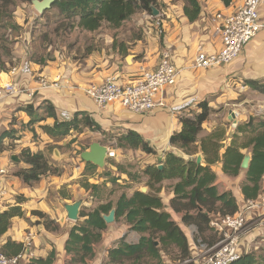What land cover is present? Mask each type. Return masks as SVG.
I'll use <instances>...</instances> for the list:
<instances>
[{"label": "crops", "instance_id": "0c3cea01", "mask_svg": "<svg viewBox=\"0 0 264 264\" xmlns=\"http://www.w3.org/2000/svg\"><path fill=\"white\" fill-rule=\"evenodd\" d=\"M198 1L201 5V13L197 21L190 23L183 16V4H178L177 7L172 4V7L177 8L176 11L172 12L171 9L166 8L161 11L162 13L160 12V16L164 15L167 18L165 21H160L163 25L162 36L159 37L151 29L144 30L140 38V40L143 38L144 43L136 39L135 46L121 48L122 53L118 47L109 46L97 56L88 55L82 61L71 58L64 61L46 62L43 65L31 62L27 53L22 58L23 62L21 59V67H13L11 68V70L15 69L13 73L11 70L5 73L8 82H17L16 85L20 93L0 102V137L7 133L0 142V168L5 170V188L7 190L4 200L0 203V213L18 207L23 213V217L12 218L11 226L0 237L1 252L9 256L21 253L27 246L26 241L30 234L33 260L46 258L54 250V264H67L70 256L65 251V243L70 228L76 222L73 223L67 219L65 206L77 202L76 200H82L75 199V196L88 198V201L82 200L80 212H89L100 205L111 203L110 201L102 202L101 199L97 200L98 197L96 196V198L93 193H90L91 190H85L81 185V183L93 181L96 183L95 185L104 183L108 187L111 184L107 181L108 177L88 174L87 163L82 161L81 164H75V159L70 156L68 148H65L67 145L74 148L77 141L70 142L76 140V136L81 134L78 137L79 140L84 133L72 132L61 142H53L43 132L42 127H52L55 120L46 118L40 123L28 126L30 118L23 111L26 106L32 105L36 109L43 102H49L55 108L56 117L60 122L72 119L78 112H85L101 127L102 132L108 133V135L112 134L117 137L128 131L139 134L156 152L155 155H148L139 150L117 149L114 147V137L108 140L106 135H102L100 132L89 133L96 143L115 152L114 159H107L108 162L110 161L109 163L106 160L107 171L111 174L109 175L123 178L127 174L120 173L117 166L123 165L124 161L131 160L132 157L149 158L150 165L156 164L158 168L163 166V164H159L163 163L167 152H172L178 157L189 158L181 150L170 145V137L174 133L180 132L182 128L179 118L193 112L195 106L200 110L199 104L207 102L206 100L209 98L214 105H226L228 102L234 101L233 98L237 94L233 91L228 92L229 86L234 88L237 84L246 91V89H251L250 83L264 84V28L243 48L238 58L230 65L209 71L191 68L199 45L209 52L217 51L220 47L219 36L215 32L216 24L212 21L213 16L218 12H231L240 5L242 0H232L229 6H224L220 0ZM260 16L264 23V0L260 6ZM162 50L170 52L172 60L179 70V80L176 86L167 88L163 93L164 108H157L147 114H134L116 104L101 108L86 96V87L91 84H101L109 76H115L123 82H132L140 75L141 67L144 69L156 67ZM128 56H131L129 61L126 59ZM40 78H44L48 82L47 87L40 85ZM54 84L57 86L55 87ZM223 90L226 91L225 94H223ZM228 112L230 114L228 118H232V126L237 127L244 121L245 123L249 121L250 117H247V121L244 112L238 111L236 116L233 114L235 112ZM212 127L213 131L216 124ZM225 131L226 139L222 141L224 148L220 150V156L223 155L224 149L230 145L231 136L234 134L233 132L229 136L227 130ZM102 138L104 140H101ZM92 143L94 141H91L82 153L87 151ZM23 150L42 153L54 166L55 162H59V167L62 170L61 175H47L31 185L23 183L17 173L30 168L21 160L20 154ZM241 152L244 154L245 151L241 150ZM198 156L202 158L200 165L204 166V157L201 152L195 155V161ZM210 169L217 177L215 185L218 192H231L236 200L238 210L242 209L247 202L241 192V187L246 180L245 172H241L237 177L226 176L222 172L220 162L212 165ZM102 170L104 171V169ZM241 174L243 175L240 176ZM99 182L101 183L99 184ZM132 194L131 192L127 196L130 197ZM260 198H264V195L261 194L257 197L258 200ZM89 200H95L97 204L91 207L93 202H89ZM115 203L111 204L115 206ZM162 203L165 211L170 214L169 202L164 204L162 201ZM32 212L45 214L47 220L53 221L59 226L58 230L45 229L43 220L33 215ZM253 217H255L253 212H248V220ZM186 228L189 233L198 234L196 230H192L193 227L186 226ZM129 233L138 235L133 243L126 241ZM124 237L126 243L137 244L141 235L130 231L124 221L117 230L108 226L102 234L101 242L94 247L95 256L90 264L105 263L108 250L117 246ZM201 244L200 240L194 243L192 239L189 242L192 257L200 255ZM19 245L21 248L18 249ZM248 252L264 254V228H255L245 234L241 242L240 255Z\"/></svg>", "mask_w": 264, "mask_h": 264}, {"label": "trees", "instance_id": "16d2710c", "mask_svg": "<svg viewBox=\"0 0 264 264\" xmlns=\"http://www.w3.org/2000/svg\"><path fill=\"white\" fill-rule=\"evenodd\" d=\"M180 1L183 3V16L190 23L197 21L201 13L199 1ZM220 1L224 6H229L232 2V0ZM156 6L157 0H58L51 8L57 9L61 14L78 15V27L90 32L96 31L103 22L119 27L139 9L153 14L152 8ZM119 51L122 53L121 50ZM30 61L42 65L46 63L42 59H30ZM0 70L5 71L1 63ZM250 87L264 93V84L250 83ZM207 103L199 104L201 111L194 119L179 118L182 128L180 132L170 137V145L183 150L187 155L201 152L204 157V166L197 165L195 160L185 161L168 153L161 163L163 164L162 169L151 165L143 170V175L149 179L147 193L136 190L130 197L122 194L115 206L107 203L89 212L81 211L79 220L70 228L65 243V251L70 256L67 264H90L95 256L94 247L101 242L102 234L108 227L102 216L108 215L113 209L115 210V221L122 219L129 226V230L140 234L141 238L137 244H128L125 242V237L122 238L117 246L108 250L107 261L104 264H141L145 259L160 260L163 253L165 254L163 256H166L172 247L177 251L179 259L188 257L190 253L188 239L172 220L171 214L165 211L161 199L157 196L160 191L154 189V184L165 180H177L173 188L174 197L170 208L174 213L182 214V223L185 226L194 225L197 232L202 234L205 227L209 230L211 214L231 215L238 210L231 192H218L215 185L217 177L210 167L220 162L222 172L226 176H239L242 171L240 165L244 157L241 150H248L251 155L249 167L245 170L246 180L241 187L245 201L255 200L259 195H264V119L250 117L247 123L238 125L231 136L230 145L220 156L219 152L224 148L222 141L226 139L224 129L215 130L201 138L199 145H196L201 125L207 119ZM23 111L30 118L28 126L40 123L46 118L55 120L52 127H42L43 132L53 142H61L72 132L80 134L83 129L108 135L102 132L101 127L85 112H78L72 119L60 122L56 117L55 108L49 102H43L36 109L28 105ZM6 135L7 133L1 135L0 142ZM109 136L114 137L112 134ZM113 139L116 141L114 147L117 149L139 150L149 155L155 154L148 143L136 132L128 131ZM20 157L30 168L19 171L17 176L27 185L36 183L47 175H61L62 170L50 164L42 153L23 150ZM86 165L87 170L96 168L90 163ZM117 169L120 170L121 167L117 166ZM115 181L112 179L110 182L115 183ZM82 187L85 190L98 189L97 185L89 183H84ZM32 214L43 220L45 229L58 230L59 226L47 220L45 214L41 212H32ZM14 217H23L20 208L15 207L0 213V237L7 232ZM19 248H21L20 245ZM54 261L55 251L52 250L46 258L31 259L29 264H54ZM230 264H264V254L243 253Z\"/></svg>", "mask_w": 264, "mask_h": 264}, {"label": "rangeland", "instance_id": "374dc122", "mask_svg": "<svg viewBox=\"0 0 264 264\" xmlns=\"http://www.w3.org/2000/svg\"><path fill=\"white\" fill-rule=\"evenodd\" d=\"M172 4H175L177 7L178 4L181 5L183 3L180 0H157V6L154 8L158 11L157 16L139 9L119 27H113L103 22L96 31L89 32L78 27L79 16L76 14H61L55 8H50L40 14L34 9L32 0L29 2H24L22 0H0V63L5 67L4 72L0 70V84L7 80L5 73H8L11 68L22 66V58L27 53L29 54V60L42 59L45 62H53L74 58L82 61L84 58H87L88 55L97 56L109 46L118 47L120 50L123 47L133 48L135 46V40H140L144 30L147 29H151L153 33H157L160 37L163 35V25L160 21H165L167 19L164 15L160 16L162 13L161 11L166 8L171 9L172 12L176 11L177 8L172 7ZM156 18L158 19L156 20ZM140 41L144 43L143 38ZM232 91L237 95L233 98L234 101H230L226 105H214L210 98L206 100L208 102L206 110L207 119L201 125V131L198 134L196 145H199L200 139L209 135L210 133L208 132L210 131L212 133L217 129H224L227 130L229 136L235 132L236 126H232V118H228L230 117L228 111L235 112L233 113L235 116L238 111L244 112L245 118H264V93L254 91L250 88L245 91L242 89V86L237 84L234 88H230L229 86L228 92ZM222 92L225 94L226 91L223 90ZM199 112L200 110L195 106L193 112L191 111L189 114L182 117L194 119ZM214 124H216V128L212 131L211 128H213L212 126ZM90 132L91 131L87 129H83L81 133H84V135L81 136L79 140L78 137L81 134L76 136L77 139L75 141H77V144L74 145V148L69 147V145L65 147L66 149L68 148L67 151L70 152V156L75 159V164L82 163L80 154L88 147L91 141L95 142V140H93L94 138L89 134ZM106 138L108 140L111 139L109 135L106 136ZM101 140L104 139L102 138ZM244 151V155H250L248 150ZM181 152L189 158H183L182 156L179 158L185 161L195 160V153L187 155L183 150H181ZM168 153L178 157L172 152H167L166 154ZM165 158L166 157H164V160ZM148 159L149 158L138 159L132 157L131 160L124 161L125 163L120 165L121 169L118 170L120 173L123 172L127 174V176L123 178H121V176H110L111 174L108 173L106 165L103 168L96 167L92 170L86 169L88 174L93 176L100 175L101 177H108V182L112 179L116 180L115 183L109 184L108 187L105 186L104 183L99 182L101 185H97L98 189L95 191L91 190L90 193H93L95 197L97 196V200L101 199L100 201L102 202L110 201L112 204L117 202L116 200H118L122 194L127 196L130 195L131 192L133 193L136 190L142 192L144 189H146V191L142 193H147L149 191L147 185L149 179L147 176L143 175V170L147 166H151ZM109 162L107 160V163ZM59 164V162H55V166L58 168H60ZM154 166L158 165L155 164ZM102 169H104V171ZM241 172L245 171L242 170ZM107 173L108 175H106ZM242 175L243 174L240 176ZM86 183L90 185L96 184L93 181ZM176 183L177 180H165L164 182L154 184V189H159L160 191L157 196L164 201V204H166L167 201L169 202V209H171V200L174 197L173 188ZM81 185L83 184L81 183ZM74 198L86 199L88 201V198L83 196H75ZM82 200L76 201L82 202ZM89 202H93L91 203V207L97 204L95 200H89ZM170 214L172 220L180 227L189 242L192 239L194 243L200 240V244L204 243L210 246L211 242L213 243L216 241L214 234L206 227L204 231L201 232L202 234L197 232L198 234L193 235L191 232L189 233L186 226L182 223V214H176L172 210ZM122 222V219H120L107 225L109 228L114 227L117 230ZM190 226L193 227L192 230H196L194 225ZM253 228L255 227L250 224L247 231ZM127 235L126 241L130 243H133L138 236L135 233H129ZM145 236H147V234H145ZM167 253L166 256H163L165 255L163 253L160 260L145 259L141 264H185V259L188 257L192 258L193 256L190 252L188 257L179 259V257H177V251L173 247L168 250ZM259 254L262 255V253Z\"/></svg>", "mask_w": 264, "mask_h": 264}, {"label": "built area", "instance_id": "2783aa9c", "mask_svg": "<svg viewBox=\"0 0 264 264\" xmlns=\"http://www.w3.org/2000/svg\"><path fill=\"white\" fill-rule=\"evenodd\" d=\"M262 1L242 0L240 5L229 13H216L212 21L216 24L215 32L219 36L220 47L217 51L209 52L199 45L191 68L209 71L221 69L234 62L243 48L264 28L260 16ZM14 71L15 69H12L11 73ZM178 80L179 70L170 52L162 50L156 67H141L140 75L132 82H123L115 76H109L101 84L86 87L85 94L101 108L116 104L134 114H147L165 107L163 93L167 88L176 86ZM39 83L42 87L48 86L44 78H40ZM16 84L17 82L12 81L0 85V102L20 93ZM106 158L114 159L115 152L107 148ZM6 194L5 170L0 168V203ZM248 212H253L255 217L248 220ZM250 224L255 228H264V198L247 201L242 209L231 215L211 214L208 226L215 235V243L212 246L201 244L200 255L189 258L184 263L230 264L240 255L241 242L249 232L247 230ZM26 244L25 249L15 256L8 257L0 251V264H29L33 256L30 234Z\"/></svg>", "mask_w": 264, "mask_h": 264}, {"label": "water", "instance_id": "95a60500", "mask_svg": "<svg viewBox=\"0 0 264 264\" xmlns=\"http://www.w3.org/2000/svg\"><path fill=\"white\" fill-rule=\"evenodd\" d=\"M58 0H32V5L34 9L42 14L45 11L49 10L51 6ZM152 12L154 16L158 15V11L152 8ZM127 61L131 59V56H128ZM106 154H107V147L100 145L99 143H92L89 146V149L83 153L80 154V158L85 163H90L98 168H103L106 164ZM201 156H198L196 158V164L200 165L201 163ZM251 160V155H245L243 157L242 163L240 165L242 170H247L249 167V162ZM162 166H159V169H161ZM146 189L142 190V192H145ZM82 205L81 201L74 202L72 204H67L65 206V211L67 215V219L71 222H78L79 220V214H80V207ZM104 222L106 224H111L115 221V210H111L108 215L102 216Z\"/></svg>", "mask_w": 264, "mask_h": 264}, {"label": "bare ground", "instance_id": "6f19581e", "mask_svg": "<svg viewBox=\"0 0 264 264\" xmlns=\"http://www.w3.org/2000/svg\"><path fill=\"white\" fill-rule=\"evenodd\" d=\"M6 82H8V80H7V81H5L4 83H6ZM4 83H2V84H4Z\"/></svg>", "mask_w": 264, "mask_h": 264}]
</instances>
